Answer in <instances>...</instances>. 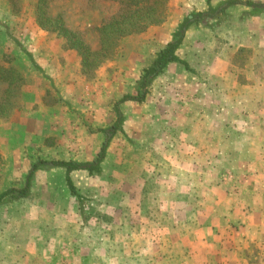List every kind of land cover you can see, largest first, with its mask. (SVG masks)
<instances>
[{
    "label": "rangeland",
    "instance_id": "1",
    "mask_svg": "<svg viewBox=\"0 0 264 264\" xmlns=\"http://www.w3.org/2000/svg\"><path fill=\"white\" fill-rule=\"evenodd\" d=\"M220 1L212 0V5L217 6ZM35 3L36 0H0V66L14 67L22 74L21 81L16 76L0 80V193L9 188H21L31 166L40 160L92 161L105 141L103 129L115 121V102L125 94H140L136 88L138 78L164 45L169 31L175 30L186 16L206 10L204 0H169L168 16L162 24L125 36L103 63L82 72L76 50L64 38L38 26ZM50 7L54 15L61 13L67 27L94 51L99 47L97 28L117 13L121 5L118 0H51ZM249 10L235 5L226 10L227 20L221 14L200 17L187 28L177 55L195 66L208 58L212 50H217L215 56L223 57L238 44L254 43L251 51L244 47L230 53L232 61L243 64L251 58L255 63L261 56L264 59L261 53L264 50H260L264 49V13L249 16ZM251 17L256 21L246 23ZM250 27L257 28L250 31L256 38L253 41L242 39L240 34ZM29 56L40 70L34 68ZM175 65L197 80L207 73L205 68L202 73L197 69L191 73L180 64ZM157 77L164 78L161 74ZM214 79L209 80L216 85ZM153 81L147 85L143 102L127 101L120 105L124 114L123 132L111 136L101 174H89L85 169L73 173L72 181L82 198L81 203L69 193L62 168L42 167L32 177L31 194L23 199L8 201L5 198L0 202V217L14 206L28 208L36 200L42 204L39 196L42 190H53L62 200L59 203L67 207L63 209L67 214H61L62 222L58 224L63 227L61 230L70 231L65 226L72 221L78 226L72 233L77 241L84 235L95 240L106 238L102 245L93 239V245L68 247L72 264H264L262 225L254 227L257 230H242L250 231L242 245L234 230L224 226L226 217L222 214L215 220V231L208 232L194 223L198 219L204 221L206 214L166 211L172 201L185 210L189 204L200 201L199 198L134 196L136 190L148 186L159 190L160 186L157 166L147 158L158 156L149 142L157 146L166 138L159 134L158 138H152L146 118L140 115L148 113L145 108L157 111L163 108L157 97L162 83ZM160 120L158 118L157 122ZM247 121L254 124L250 119ZM137 133L138 138H135ZM250 137L251 134H245V139ZM221 166H218L216 181L218 185L222 183L223 188L229 187L231 180L223 183L226 169ZM117 190L119 195H114ZM155 191L152 189L149 193ZM253 204L254 201L249 202L250 207ZM140 206L150 207V212L138 214L136 208ZM246 215L243 220L264 221V214L256 211ZM61 230L58 228V235H62ZM235 231H239L238 227ZM81 250L88 253V260H81Z\"/></svg>",
    "mask_w": 264,
    "mask_h": 264
},
{
    "label": "crops",
    "instance_id": "2",
    "mask_svg": "<svg viewBox=\"0 0 264 264\" xmlns=\"http://www.w3.org/2000/svg\"><path fill=\"white\" fill-rule=\"evenodd\" d=\"M254 20L251 17L246 23ZM251 29L254 31L257 28L241 30L240 37L242 35V39L253 41L256 37L252 33L250 37ZM173 31L166 35L164 44L170 41ZM254 46V43L238 44L223 57L215 56L217 50H212L208 58L206 56L207 59L190 66L201 73L202 68H205L207 73L201 80L189 77L178 65L169 63L161 74L164 80L157 77L153 81L162 83L157 97L160 98L159 103L163 108L160 111L145 108L148 113L143 115L140 111V115L146 118L145 124L148 125V133L152 138H158V134L166 138L165 142H160L157 146L149 142L158 156L147 159L157 166L160 186L159 190L148 186L136 190L134 194L138 197L141 194L144 197L159 195L166 198H199L200 201L189 204L185 210L172 201L173 204L166 211L206 214L204 221L198 219L194 223H198L197 228L208 232L215 231V220L222 214V217H226L224 226L234 230L233 233L240 237L239 242L242 245L250 234V231L247 233L242 230H257L254 227L259 224L262 229L264 227V221L243 220L248 216L246 214L255 211L260 215L264 214V59L261 56L255 63L250 57L249 61L239 64L233 62V56L229 54L244 47L251 51ZM261 53L264 55V51ZM209 79H214L217 84H212ZM180 98H183L182 102L179 101ZM188 98L190 101L185 102ZM175 102L178 106H175ZM120 111L124 115L123 110ZM158 118H161L159 123ZM248 119L254 124L247 121ZM138 134H135V138H138ZM245 134H251L249 140L245 139ZM102 163L103 161L100 164L101 169ZM221 165L226 169L223 183L231 180L229 187L223 188L222 183L218 185L216 181L218 166ZM81 170L70 172L71 180L73 173ZM152 189L156 191L149 193ZM42 191L39 195L43 199L42 204H38L36 200L28 208L14 206L0 217V264H72V255L67 250L71 245H80L81 248L84 243H105V237L95 240L85 235L77 241L72 233L78 226L72 221H68L65 226L70 231L61 230L63 227L58 224H61V214L66 213L63 209L67 207L59 203L62 200L55 191ZM118 191H114V195ZM250 201L255 202L251 207ZM140 207L136 208L138 214L150 212V207ZM39 211H42L40 215L34 216ZM67 218L68 216L64 220ZM234 225H237L239 231H235L237 227ZM58 228L62 235H58ZM79 255L82 261L88 260L87 252L81 250Z\"/></svg>",
    "mask_w": 264,
    "mask_h": 264
},
{
    "label": "trees",
    "instance_id": "3",
    "mask_svg": "<svg viewBox=\"0 0 264 264\" xmlns=\"http://www.w3.org/2000/svg\"><path fill=\"white\" fill-rule=\"evenodd\" d=\"M121 7L117 13L101 23L97 28L99 47L97 50H91L89 45L80 38L78 34L69 29L65 23V18L61 13H54L51 10V0H36L35 20L38 26L46 31L54 33L57 37H62L66 43L80 56L81 71L85 69H94L104 60L110 57L115 51L119 42L125 36L139 34L150 26L162 24L168 16L169 0H118ZM206 10L194 15L186 16L180 22L171 34V39L164 44L155 53L150 63L143 68L138 78L137 89L139 95L125 94L113 106L115 121L107 128L103 129L106 133L105 141L100 146L96 157L85 163H79L73 160L57 159L52 161L40 160L34 163L25 178V183L21 188H9L0 193V201L8 198L9 200H19L29 195L31 180L35 171L42 167L62 168L64 170V181L69 193L75 196L81 203L82 198L70 178V172L79 169H85L89 174H101V162L106 155L107 146L111 136L117 132H123L122 123L124 121L119 105L126 101H136L141 103L145 100L147 85L163 73L169 63H178L186 71L193 73V69L188 62L177 55V51L183 43L187 28L197 22L200 17L212 18L216 14H221L224 20L229 16L226 10L235 5L248 7L249 16H259L264 13V2L254 0H221L217 6L212 5V0H204ZM242 50V49H240ZM29 59L34 68L40 70V67ZM16 76L22 80V74L14 67L0 66V80H8Z\"/></svg>",
    "mask_w": 264,
    "mask_h": 264
}]
</instances>
